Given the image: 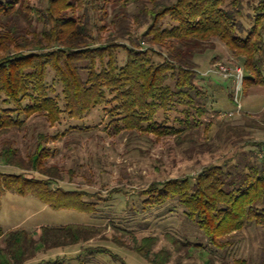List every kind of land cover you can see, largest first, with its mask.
Wrapping results in <instances>:
<instances>
[{
  "label": "trees",
  "instance_id": "16d2710c",
  "mask_svg": "<svg viewBox=\"0 0 264 264\" xmlns=\"http://www.w3.org/2000/svg\"><path fill=\"white\" fill-rule=\"evenodd\" d=\"M214 40L242 61L244 97L264 87V0H0V134L26 130L33 117L54 125L64 117L82 121L102 108L111 135L138 133L195 144L202 127L220 131L225 122L215 119L219 111L211 115V95L196 62ZM228 96L238 104L236 83ZM258 122L264 125V114ZM97 128L71 127L66 134ZM229 130H221V143L235 136ZM60 139L40 134L28 155L12 144L2 148L3 166L21 172L0 171V210L3 196L11 192L35 196L54 210L97 212V195L59 185L77 176L74 169L52 163L57 148L50 143ZM229 145L236 147L233 141ZM258 146L264 153V140ZM240 155L236 151L230 162L153 183L133 196L144 210L177 204L213 245L225 248L247 227H264V155ZM102 233L81 224L33 232L0 226V264H26L41 251L87 244ZM114 243L150 264L173 259L166 248L156 252L155 237ZM84 251L93 257L108 250L90 246ZM175 264H184V258Z\"/></svg>",
  "mask_w": 264,
  "mask_h": 264
},
{
  "label": "rangeland",
  "instance_id": "374dc122",
  "mask_svg": "<svg viewBox=\"0 0 264 264\" xmlns=\"http://www.w3.org/2000/svg\"><path fill=\"white\" fill-rule=\"evenodd\" d=\"M213 43V47L197 56L196 62L201 74H204L201 84L208 88L211 95L208 100L211 115L217 116L216 111H219L220 115L215 119L225 122L220 131L214 129L206 132L207 127H202L199 130V142L195 144H180L175 137L158 140L152 135L143 136L138 133L111 135L105 130L102 108L94 110L82 121L64 117L54 125L43 116L33 117L26 130L0 134V151L5 145L12 144L25 155L34 151L40 134L50 137L59 135V141L50 143L51 147L57 148V156L52 159V163L74 169L77 173L73 182L68 179L59 185L70 190L93 193L97 195L93 198L94 202L99 203L97 212L85 213L69 209L54 210L31 195L5 194L0 210V226L5 231L25 229L33 232L41 226L62 227L69 224L103 229L100 237L87 244L46 253L41 251L26 264L58 261L61 264H150L136 252L114 243L115 239H120L132 245L136 239L142 241L146 237L157 238L156 252L166 248L173 253L170 264H175L179 257L184 258V264H234L237 260L264 264V227L249 226L233 235L225 248H219L187 219L184 209L175 207L177 204L169 203L144 210L141 200L133 196L153 183L196 175L211 164L230 162L229 159L234 157L236 151H241L240 158H261L264 155L258 146L264 140V125L255 123L264 114V87L251 89L246 97L242 90L238 100L241 108L232 102L228 95L235 88V70L243 69V63L222 42L214 40ZM221 65L232 69L233 75L225 77L220 73ZM210 70L212 73L208 78L206 73ZM171 116V123H175L176 114ZM232 125L240 128L244 126L245 130L242 128V132L239 129L235 133V130H229ZM79 126L99 128L86 134H66L71 127ZM223 129L235 134L227 143H221L219 134ZM231 141L235 142L236 147L229 145ZM0 171L21 172L3 166L2 161ZM118 190L127 191L128 194L113 193ZM90 246L108 251L89 257L84 250Z\"/></svg>",
  "mask_w": 264,
  "mask_h": 264
},
{
  "label": "built area",
  "instance_id": "2783aa9c",
  "mask_svg": "<svg viewBox=\"0 0 264 264\" xmlns=\"http://www.w3.org/2000/svg\"><path fill=\"white\" fill-rule=\"evenodd\" d=\"M232 69L225 67L223 65L219 66V72L222 73L225 77H230L232 76ZM235 77H236V87H237V97H236V101L239 104V108H241V102H239V94L242 91V87H243V79H244V71L243 69L237 68L235 70Z\"/></svg>",
  "mask_w": 264,
  "mask_h": 264
}]
</instances>
